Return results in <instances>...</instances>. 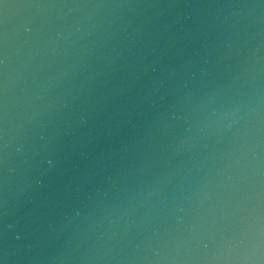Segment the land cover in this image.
Returning a JSON list of instances; mask_svg holds the SVG:
<instances>
[{
  "label": "water",
  "instance_id": "water-1",
  "mask_svg": "<svg viewBox=\"0 0 264 264\" xmlns=\"http://www.w3.org/2000/svg\"><path fill=\"white\" fill-rule=\"evenodd\" d=\"M0 264H264V0H0Z\"/></svg>",
  "mask_w": 264,
  "mask_h": 264
}]
</instances>
